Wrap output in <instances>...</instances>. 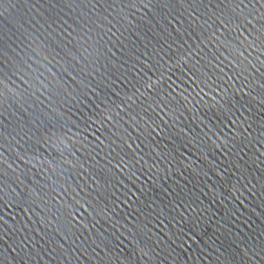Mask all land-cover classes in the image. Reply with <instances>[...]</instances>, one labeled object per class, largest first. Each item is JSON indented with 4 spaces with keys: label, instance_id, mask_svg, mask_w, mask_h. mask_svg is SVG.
<instances>
[{
    "label": "water",
    "instance_id": "water-1",
    "mask_svg": "<svg viewBox=\"0 0 264 264\" xmlns=\"http://www.w3.org/2000/svg\"><path fill=\"white\" fill-rule=\"evenodd\" d=\"M0 264H264V0H0Z\"/></svg>",
    "mask_w": 264,
    "mask_h": 264
}]
</instances>
